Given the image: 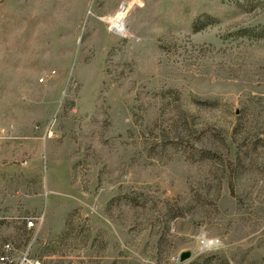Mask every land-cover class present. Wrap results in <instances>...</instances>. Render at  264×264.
<instances>
[{
	"label": "rangeland",
	"instance_id": "1",
	"mask_svg": "<svg viewBox=\"0 0 264 264\" xmlns=\"http://www.w3.org/2000/svg\"><path fill=\"white\" fill-rule=\"evenodd\" d=\"M0 257L264 264V0H0Z\"/></svg>",
	"mask_w": 264,
	"mask_h": 264
},
{
	"label": "built area",
	"instance_id": "2",
	"mask_svg": "<svg viewBox=\"0 0 264 264\" xmlns=\"http://www.w3.org/2000/svg\"><path fill=\"white\" fill-rule=\"evenodd\" d=\"M32 218H25V226L27 228H30L32 227ZM5 248H7V246H5ZM0 264H5V261H4V258L3 257H0Z\"/></svg>",
	"mask_w": 264,
	"mask_h": 264
},
{
	"label": "water",
	"instance_id": "3",
	"mask_svg": "<svg viewBox=\"0 0 264 264\" xmlns=\"http://www.w3.org/2000/svg\"><path fill=\"white\" fill-rule=\"evenodd\" d=\"M190 257V252L185 251V252H181L178 256V262H183L184 260L189 259Z\"/></svg>",
	"mask_w": 264,
	"mask_h": 264
}]
</instances>
